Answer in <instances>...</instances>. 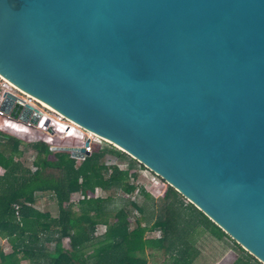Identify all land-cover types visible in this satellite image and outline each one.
Masks as SVG:
<instances>
[{
	"label": "water",
	"instance_id": "water-1",
	"mask_svg": "<svg viewBox=\"0 0 264 264\" xmlns=\"http://www.w3.org/2000/svg\"><path fill=\"white\" fill-rule=\"evenodd\" d=\"M0 75L264 264V0H0ZM1 110L41 117L12 94Z\"/></svg>",
	"mask_w": 264,
	"mask_h": 264
},
{
	"label": "trees",
	"instance_id": "trees-1",
	"mask_svg": "<svg viewBox=\"0 0 264 264\" xmlns=\"http://www.w3.org/2000/svg\"><path fill=\"white\" fill-rule=\"evenodd\" d=\"M3 126L0 239L13 250L6 253L0 247V264H147L149 251L165 255L163 264H194L200 235L230 243L237 252L233 264H262L168 185L158 201L151 200L154 225L144 227L140 217H145V207L132 195L139 191L150 197L133 182L146 168L127 154L95 148L81 161L65 150L50 151L57 139L44 136L34 143L30 135L36 132L26 126L7 119ZM28 151L35 153L34 169L23 162ZM108 155L117 163L107 165ZM98 189L106 197L96 196ZM74 195L83 198L74 201ZM41 203L48 212L35 208ZM100 226L106 232L97 236ZM147 233L160 237L146 239Z\"/></svg>",
	"mask_w": 264,
	"mask_h": 264
},
{
	"label": "rangeland",
	"instance_id": "rangeland-1",
	"mask_svg": "<svg viewBox=\"0 0 264 264\" xmlns=\"http://www.w3.org/2000/svg\"><path fill=\"white\" fill-rule=\"evenodd\" d=\"M41 106L44 107L43 105ZM6 119L7 118L5 117H0V128L4 127L3 125L6 123ZM6 132H5L6 134L12 135L10 134L11 132L10 133L8 131ZM35 136H36V139H39L40 137H44V136L47 137L45 133L39 130H36ZM56 139L58 140V145H59L58 148L60 150L71 149V148H75L80 145V143H77L73 139L63 140L60 137L59 138L56 137ZM69 153L71 154V152ZM34 157H35V153L32 151H28L25 154L24 159H23V162L25 163V165L32 169H34V167H32ZM107 161L109 162L108 157H106V162ZM123 168H125V166H123ZM3 173H4V170L0 168V176L3 175ZM133 182H135L139 186L144 187L147 194L150 197H147L141 192L136 191V193L132 195V199L138 205L145 207V217H142L135 209L131 208L132 214L137 216V218L141 216L140 222H142L144 227L145 226L152 227L156 221V212H154L152 209L151 200H154L155 202L158 201L163 196V194L166 192L167 184L161 181L160 179H158V177L152 174L151 172L144 170V169L140 170V177L138 178V180L133 181ZM106 195L107 193H104L101 189H98L96 191V196L106 197ZM73 197H75L74 200H78L80 198L79 195H75ZM35 208L42 212L49 211V208L47 206H44L42 203L38 204ZM131 219L132 221L135 222V218L132 217ZM105 228H106L105 226H100L98 228L96 235H100L101 233H103L105 231ZM159 237H160L159 233H154V234L147 233L145 236L146 239H156ZM0 247L3 248L4 252L6 253H10L13 250L11 245H9L3 239H0ZM196 248L199 251V255L196 258L194 264H233L237 258V255H236L237 252L232 249L230 243L218 242L207 235H200V237H198ZM151 253H153L152 256L150 255ZM146 259L148 262L147 264H163L166 260V256L160 252L149 251V254L147 255Z\"/></svg>",
	"mask_w": 264,
	"mask_h": 264
},
{
	"label": "built area",
	"instance_id": "built-area-1",
	"mask_svg": "<svg viewBox=\"0 0 264 264\" xmlns=\"http://www.w3.org/2000/svg\"><path fill=\"white\" fill-rule=\"evenodd\" d=\"M8 94H12V95H15L21 98L23 101H25L27 104L31 105L32 107H34V109L38 110L41 113L40 120L36 125L32 123H27V124L22 123V125L26 126L30 131H34V132H36V130L42 131L43 133L46 134V136L50 140L56 139V137L58 138L60 137L63 140L73 139L77 143H80V145L72 149L84 148L86 153L89 155L92 154L95 148H99V149L114 148L112 145L107 143L105 140H103L99 136L93 133H90L88 131H85L84 129L76 126L74 123L64 119L63 117H61L54 111L49 110L45 107H42L40 103H38L31 97L17 90L14 86L11 85L10 82H8L1 75H0V117H5L9 121L21 123V122L13 120L1 110L2 104L5 101ZM30 137L34 143L38 140L36 139L35 134H31ZM58 147H59L58 145L51 144L49 148H50V151L56 152L57 150H60ZM86 157L87 156H85V158ZM107 157L109 160V162L107 161V165H114L117 163V158L115 156L108 155ZM83 160L81 159V161ZM74 198L75 197H73V200ZM82 198L83 197L80 196L79 199H82ZM78 200H74V201H78Z\"/></svg>",
	"mask_w": 264,
	"mask_h": 264
},
{
	"label": "bare ground",
	"instance_id": "bare-ground-1",
	"mask_svg": "<svg viewBox=\"0 0 264 264\" xmlns=\"http://www.w3.org/2000/svg\"><path fill=\"white\" fill-rule=\"evenodd\" d=\"M40 105H43V104L40 103ZM43 106H44L45 108H47L45 105H43ZM47 109H49V108H47ZM49 110H51V109H49ZM75 125H76V124H75ZM76 126H78V125H76ZM78 127H80V126H78Z\"/></svg>",
	"mask_w": 264,
	"mask_h": 264
},
{
	"label": "crops",
	"instance_id": "crops-1",
	"mask_svg": "<svg viewBox=\"0 0 264 264\" xmlns=\"http://www.w3.org/2000/svg\"><path fill=\"white\" fill-rule=\"evenodd\" d=\"M105 232H106V228H105V231H104L103 233H101L100 235L104 234ZM100 235H99V236H100ZM97 236H98V235H97Z\"/></svg>",
	"mask_w": 264,
	"mask_h": 264
},
{
	"label": "clouds",
	"instance_id": "clouds-1",
	"mask_svg": "<svg viewBox=\"0 0 264 264\" xmlns=\"http://www.w3.org/2000/svg\"><path fill=\"white\" fill-rule=\"evenodd\" d=\"M147 170V169H146ZM148 171V170H147ZM153 174V173H152ZM156 176V175H155Z\"/></svg>",
	"mask_w": 264,
	"mask_h": 264
}]
</instances>
